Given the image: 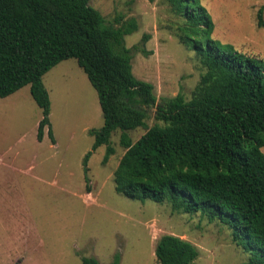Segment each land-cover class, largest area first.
Wrapping results in <instances>:
<instances>
[{
  "label": "trees",
  "instance_id": "1",
  "mask_svg": "<svg viewBox=\"0 0 264 264\" xmlns=\"http://www.w3.org/2000/svg\"><path fill=\"white\" fill-rule=\"evenodd\" d=\"M168 1L182 19L180 41L205 69L190 100L181 92L159 100L154 84L134 75L125 36L137 30V21L118 16L119 25L107 23L91 0H0V97L30 85L43 112L38 139L48 127L55 141L43 78L76 58L98 92L104 117L101 128L90 130L95 141L84 161L87 183L92 152L107 145L108 162L115 153L112 134L121 129L126 152L114 172L117 192L229 223L236 243L250 253L249 264H264V60L215 39L202 0ZM257 18L264 27V5ZM151 107L162 124L134 142L129 131L146 126ZM155 254L161 264H196L199 250L164 234ZM82 261L100 264L96 257ZM111 264H119L118 256Z\"/></svg>",
  "mask_w": 264,
  "mask_h": 264
},
{
  "label": "rangeland",
  "instance_id": "2",
  "mask_svg": "<svg viewBox=\"0 0 264 264\" xmlns=\"http://www.w3.org/2000/svg\"><path fill=\"white\" fill-rule=\"evenodd\" d=\"M202 2L214 20L215 39L264 60V27L257 18L264 0ZM91 5L107 23L117 24L118 16L137 21V30L125 36L133 48V73L154 84L159 100L180 92L192 98L205 69L196 51L180 41L182 19L168 0ZM43 80L55 141L48 127L38 139L43 112L30 85L0 97V264H83V257L111 264L117 256L119 264H161L155 248L164 234L192 242L199 250L196 264H249L250 253L236 243L229 223L117 192L114 172L126 152L121 129L112 134L115 153L108 162L107 145L92 152L87 183L84 161L95 141L90 130L104 124L98 92L76 58L60 62ZM146 109V126L129 131L134 142L162 124L156 107Z\"/></svg>",
  "mask_w": 264,
  "mask_h": 264
},
{
  "label": "crops",
  "instance_id": "3",
  "mask_svg": "<svg viewBox=\"0 0 264 264\" xmlns=\"http://www.w3.org/2000/svg\"><path fill=\"white\" fill-rule=\"evenodd\" d=\"M18 91H19V90H18ZM18 91H17V92H18ZM30 91H31V89H30ZM15 93H16V92H15ZM13 95H14V94H13Z\"/></svg>",
  "mask_w": 264,
  "mask_h": 264
}]
</instances>
